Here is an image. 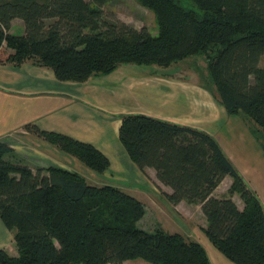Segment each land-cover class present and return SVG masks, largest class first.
Instances as JSON below:
<instances>
[{
    "label": "trees",
    "instance_id": "obj_1",
    "mask_svg": "<svg viewBox=\"0 0 264 264\" xmlns=\"http://www.w3.org/2000/svg\"><path fill=\"white\" fill-rule=\"evenodd\" d=\"M106 1L0 0V63L31 62L61 82L82 83L122 65L168 68L204 58L218 104L227 116L252 121L264 143V0H137L153 13L155 36L106 16ZM14 20L21 35L10 33ZM120 119L119 141L131 161L143 173L154 170L172 205L200 206L212 247L231 264H264V207L218 141L142 114ZM39 134L94 174L109 169L93 146ZM12 154L0 141V220L17 252L0 250V264H212L197 240L138 228L144 207L119 188L91 185L57 166L32 170L7 160ZM226 177L228 197H214Z\"/></svg>",
    "mask_w": 264,
    "mask_h": 264
},
{
    "label": "crops",
    "instance_id": "obj_2",
    "mask_svg": "<svg viewBox=\"0 0 264 264\" xmlns=\"http://www.w3.org/2000/svg\"><path fill=\"white\" fill-rule=\"evenodd\" d=\"M10 33L13 35L23 33V24L20 20L12 22ZM137 72L133 68L121 67L109 75L90 77L83 83H76L61 82L56 79L52 70L31 62L18 66L0 63V141L5 142L13 150L12 156H7L6 159L12 163L26 165L32 170L40 168L42 166L31 159H34V154L49 157L44 153L45 150L50 153L59 150L39 132L58 134L89 144L103 154L109 161L107 174L114 171L113 174L122 175L130 169L144 175L131 161L119 141L120 117L142 114L200 129L205 125L204 122L193 119L188 114L202 112L205 107L203 102L205 101L208 106L210 100L208 101V97L202 92L189 90V94L193 96L189 102L186 86L190 84L170 80L166 81L167 85L163 87L154 85L146 94L148 100H156L154 104L159 100L157 109L140 112L136 106L139 81ZM121 75L124 78L121 77L118 82L117 78ZM110 85L115 88H109ZM198 89L203 91L202 88ZM162 94H166L165 97ZM161 96L163 98L160 99ZM209 97L212 98L210 94ZM225 117L221 120L222 124L229 119V116ZM206 125V129L201 130L215 137L211 127ZM57 164L51 166L65 169L62 164ZM148 170L155 175L152 169H145V172ZM155 181L157 185L163 186L157 181L156 176ZM9 239L12 240L13 247L7 245ZM203 247L212 264H228L210 246ZM0 250L6 251L12 257L17 256L13 232L8 231L1 220Z\"/></svg>",
    "mask_w": 264,
    "mask_h": 264
},
{
    "label": "rangeland",
    "instance_id": "obj_3",
    "mask_svg": "<svg viewBox=\"0 0 264 264\" xmlns=\"http://www.w3.org/2000/svg\"><path fill=\"white\" fill-rule=\"evenodd\" d=\"M103 10L106 16H114L117 20L137 30L145 27L151 35L155 36L157 34V26L153 13L141 6L137 0H107ZM121 67L133 68L138 71V99L136 101V106L140 112L157 109V102L159 103V100L154 104L156 100H148L149 98L146 97V94L154 85L163 87L167 85L166 81L170 80L190 84L186 86L189 102L193 99L192 94H189V90H197L208 97L210 104L206 106L207 104L204 101L203 106L205 107L202 112H193L194 114L190 113L188 115L193 119L204 122V128L202 127L200 130L206 129V124L211 127V131L215 133L214 138L218 141L226 157L264 207V143L261 135L257 132L258 128L244 115L229 116V119L222 124L221 120L226 118V113L217 102L214 87L207 76L204 58L191 57L178 63H173L168 68H159L157 66L137 67L133 65H122L118 68ZM150 76H152V78ZM121 77H123V75L117 78L118 82L121 80ZM195 86L202 88L203 91ZM109 88L115 87L110 85ZM206 91L212 98L209 97ZM165 95L166 94L163 96L165 97ZM196 95L200 96L198 93H196ZM163 96H161L160 99L163 98ZM166 98L170 97L166 96ZM208 108H210V112ZM58 152L54 151V153H50L45 150L44 153H47L49 157L34 154V159H31L35 160L36 164L41 165L42 167L40 168H44V166L47 167L48 165H55V163H58L57 165L62 164L65 170L80 174L91 185L110 184L119 188L121 191L138 200L144 207L145 214L137 224L138 228L147 232H154L160 229L168 234L178 233L187 239L197 240L202 246H210L221 258H223V260L231 264L212 247L202 233L203 228L206 227V220L200 210V206L188 204L186 202H180L177 205L169 203L165 193H171L170 189L157 185L155 175L150 170L147 172L144 171V175L130 169L122 175L113 174L114 171H110L111 173L109 172L108 174L105 172L101 175H96L77 159L74 160L67 156L64 158V155ZM231 185L232 180L229 177L224 178L214 191V197H228V190ZM232 200L240 210L243 209V203L237 194L232 196ZM6 243L13 247L11 239ZM125 264L146 263L141 260H135L126 262Z\"/></svg>",
    "mask_w": 264,
    "mask_h": 264
}]
</instances>
